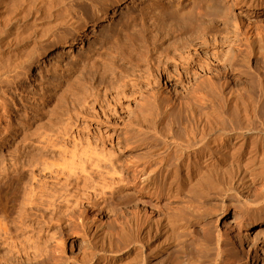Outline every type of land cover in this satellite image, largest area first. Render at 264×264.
Instances as JSON below:
<instances>
[{
  "label": "rangeland",
  "instance_id": "obj_1",
  "mask_svg": "<svg viewBox=\"0 0 264 264\" xmlns=\"http://www.w3.org/2000/svg\"><path fill=\"white\" fill-rule=\"evenodd\" d=\"M190 1L89 4L28 71L0 78V264L72 261L82 239H116L121 222L145 212L195 221L159 264H214L217 241L219 264H264V226L246 221L264 212V179L222 196H174L143 182L154 154L185 139L190 104L263 93L254 50L264 44V0H222L223 20ZM149 110L155 129L137 123Z\"/></svg>",
  "mask_w": 264,
  "mask_h": 264
},
{
  "label": "bare ground",
  "instance_id": "obj_2",
  "mask_svg": "<svg viewBox=\"0 0 264 264\" xmlns=\"http://www.w3.org/2000/svg\"><path fill=\"white\" fill-rule=\"evenodd\" d=\"M106 1L0 0V78L24 69L28 71L34 58L60 42L58 35L62 29H73L83 22L78 16L80 12H87L89 4L103 5ZM188 4L200 12H208L214 19L223 20L227 15L222 0H191ZM259 46L254 53L264 59V44ZM260 86L261 99L250 91H238L219 106L206 101L190 104L184 113L185 139L164 145L154 154L152 166L143 177L146 187L155 191L160 182L174 196L184 190L195 191L200 196L207 193L222 196L238 193L255 180L264 179V122L257 124L260 106L264 107V76ZM137 120L142 127L156 128V118L150 110L142 112ZM189 217L174 212L147 220L145 212L139 221L135 213L132 223H120L116 239L108 231L82 239L81 256L72 257V261L65 259L61 264H159V258L172 248L178 249V253L191 236L195 221ZM237 218L235 215L234 220ZM246 221L250 228L264 226V212ZM221 253V244L217 241L214 264H219Z\"/></svg>",
  "mask_w": 264,
  "mask_h": 264
}]
</instances>
